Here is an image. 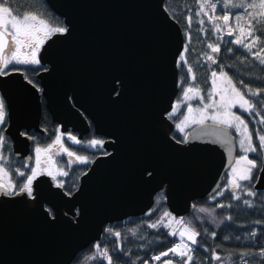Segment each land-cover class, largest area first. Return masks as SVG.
<instances>
[{
  "label": "water",
  "instance_id": "95a60500",
  "mask_svg": "<svg viewBox=\"0 0 264 264\" xmlns=\"http://www.w3.org/2000/svg\"><path fill=\"white\" fill-rule=\"evenodd\" d=\"M45 1L68 30L40 53L49 66L40 75L47 108L62 132L82 139L92 125L108 155L72 196L43 176L34 198H0V264H72L108 225L152 210L162 190L169 211L185 217L195 201L217 194L238 155L231 129L212 122L194 127L184 144L172 137L185 37L166 0ZM0 90L15 154L29 160L32 141L21 130H40L41 97L19 73L0 77ZM254 188L264 191V167Z\"/></svg>",
  "mask_w": 264,
  "mask_h": 264
},
{
  "label": "snow or ice",
  "instance_id": "6c2138e0",
  "mask_svg": "<svg viewBox=\"0 0 264 264\" xmlns=\"http://www.w3.org/2000/svg\"><path fill=\"white\" fill-rule=\"evenodd\" d=\"M218 5L220 6L219 13ZM233 9H242V11L234 13ZM249 9H259V11H249ZM201 14L207 17L208 23L212 25L211 30L214 33L226 32L228 36L235 37L227 43L243 48L261 68V75L256 78L264 79V39H262L264 38V28L260 27L261 24H264V0H258V2L257 0H199V10L195 15L200 17ZM241 20L246 21V26L240 23ZM187 21L188 27L191 28V15L187 17ZM215 21H222L223 23H216ZM197 23L203 26L205 21L199 19ZM235 29L239 30L240 35H235ZM67 31L66 27L57 26L42 15H38L33 11L17 12L8 0H0V77L19 73L24 75L25 80L29 84L37 87L38 82L26 74V68L31 66L33 73L43 70L39 56L42 46L53 36L66 34ZM201 31H204V29L201 28ZM217 39L221 43H224L222 35L218 36ZM186 41L187 43L178 58V67L181 65L186 66L188 77L192 83L183 89L181 99L187 104L188 114L196 112L199 113V116L179 113L182 119L176 124V127L183 133L185 127L189 126V124L203 126L206 120H211L213 124L223 126L225 131L235 129V132L240 137L239 148L242 155L233 162L226 190L231 192V199L234 200H241L239 192H243L248 197H255L256 193L250 190L248 185L241 182L246 181L250 184L253 179V171L264 167V134L257 132L256 139L258 140V144L254 143L249 123L237 112H234L233 109L238 108L240 112L261 116L262 111H264V86L253 88L249 84H246L243 79L237 80L234 74H230L225 70L226 67H232V65L225 66L219 60L221 53L220 43H209L207 47L215 55L205 53L206 59L212 65H218L219 71L212 70L210 72L211 89L205 98V96L201 95L202 90L199 86L195 85V74L193 68L188 65L185 55L189 50L188 44L191 43V36L188 33H186ZM254 47L256 48L255 51L253 50ZM225 51L232 53L233 49L227 48ZM240 63H245V60H240ZM238 84L242 86L243 90L241 87H238ZM37 90L39 91L40 89L37 87ZM215 97H219V99L217 100ZM205 99L208 102H205ZM192 100H199L202 107L194 108L189 103ZM179 107L180 103L177 102L173 106L170 115H178ZM210 109L212 110L211 112L209 111ZM6 118V101L3 97H0V147L5 143L3 132L5 131ZM259 122L264 125V118L260 119ZM22 135L27 136V133H22ZM68 139L74 144H81V141L74 136L69 135ZM184 142H187V136H185ZM57 145H59L58 148L56 147ZM87 146L103 149L104 141L93 139ZM61 153L66 154L70 158L68 160L69 166L72 164V158L79 164L90 163L86 156L76 155L65 147L62 143L61 135H57L53 143L43 148L39 146L35 148L36 166L31 168L30 173L26 174L24 171L17 172L18 176L25 178L20 182L19 186L11 179L4 164H0V192L9 196L26 194L28 197L34 198L33 183L40 175H48L55 182L56 187L63 189L64 183L63 181H57V177H66L69 173L64 168L59 167L53 159L54 155ZM250 153L257 154L259 159L250 158ZM42 154L44 156L43 161ZM3 159L4 157L0 156V160ZM42 163L46 166L42 167ZM65 194L71 195L72 193L66 191ZM218 195L222 196L224 192L221 191ZM243 204L253 207L251 200L245 199L243 200ZM217 207L224 208L231 207V205L219 204ZM199 211L205 213L208 212V209L201 207ZM49 212L52 215L51 210ZM165 218H168L167 223L164 222ZM173 223L178 228H172ZM161 226L170 229L168 235L178 237L179 242L166 251H162L158 255L151 257V260L161 262V264H194L193 253L196 249L193 246L199 245L197 237L200 235V232L191 223L186 222L183 218L177 219L167 211L163 213L160 220L147 225L151 229H158ZM113 235L117 240L121 237L120 232H115ZM212 235L214 237L215 233L213 232ZM251 235L255 236L256 233L253 232ZM95 247L97 255L101 260L106 261V264H114L113 256L109 254L107 248L101 249L99 245ZM117 247H120L119 244H117ZM238 255L242 264H252V259L249 258L255 257H258L260 262H264V247H261L257 253L244 252ZM164 257H178L179 260L173 258L163 259ZM96 258V256L91 257V259ZM116 259L118 260L119 257ZM211 259L221 261L222 259H230V256L222 258L213 250ZM143 264H149V262L145 260ZM233 264H238V262H233Z\"/></svg>",
  "mask_w": 264,
  "mask_h": 264
},
{
  "label": "trees",
  "instance_id": "16d2710c",
  "mask_svg": "<svg viewBox=\"0 0 264 264\" xmlns=\"http://www.w3.org/2000/svg\"><path fill=\"white\" fill-rule=\"evenodd\" d=\"M12 4V7L17 12L33 11L38 15H42L44 18L51 20L57 26L66 27L64 20L56 16L48 7L45 0H8ZM258 2V0H257ZM166 10L171 17L177 21L183 32L186 41V33L191 36V43L188 44V52L185 54L188 65L193 68L195 74V85H198L202 90L201 95L207 97L209 90L211 89L210 72L212 70L219 71L218 65H212L207 61L206 55L211 54V50L208 49L209 43H220L221 53L219 60L225 66L232 65V67H226L225 70L230 74H234L235 78L243 79L246 84L251 87L264 86V79H257V76L261 75V68L252 60V57L241 47L227 43L234 39V36H228L224 33H214L212 25L208 23L207 17L201 14L197 17L195 13L199 10V0H166ZM242 9H233V12H241ZM249 11H259V9H249ZM220 12V6L218 5V13ZM192 16L191 28L188 27L187 17ZM199 19L205 21L201 26L197 23ZM216 23H223L222 21H215ZM232 23V21H230ZM241 24L246 26V21L241 20ZM264 28V24L260 25ZM201 28L204 31H201ZM223 36L224 43H221L217 39L218 36ZM235 35H240L238 29H235ZM264 39V38H262ZM247 42V41H246ZM232 48V53H227L225 49ZM254 51L256 48L254 47ZM240 60H245V63L241 64ZM186 66L181 65L179 67V88L180 92L176 100L180 103L178 115L171 116V120L177 124L182 116L179 113H187V104L181 99L183 89L191 84ZM238 87L241 85L238 84ZM243 90V88H242ZM205 102H208L205 99ZM194 108L202 107L199 100H192L189 102ZM212 111L211 109L209 110ZM242 116L248 123L249 128L253 133V141L258 144L256 134H264V125L259 121L264 118V111L261 116L255 114L249 115L247 112H240L237 108L235 110ZM212 122V121H210ZM232 134L236 137L238 146L237 158L242 155L239 148V136L235 132V129H231ZM179 131H175L172 137L176 141H182L184 135L179 134ZM89 154V153H88ZM89 156V155H88ZM91 156V155H90ZM250 158H257V154L250 153ZM95 159V155L91 157V160ZM89 164H74L72 165L69 177L65 180V192L75 193L80 185L82 176L89 170ZM261 168L253 171L252 182H241L248 185L249 189L256 193L255 197H248L243 192H239L241 200L231 199V192L227 191L226 185L229 173L226 174L222 187L219 192L223 191L224 195L220 196L218 193L210 199H201L194 202L193 210L190 214L183 217L186 222L200 232L197 237L199 241L198 246H193L196 250L194 255V264H233V262H240L239 253L250 252L257 253L261 247H264V191H256L254 186L258 179ZM63 180V179H62ZM239 191V190H238ZM251 200L253 207H248L243 204V200ZM219 204L231 205V207L220 208ZM201 207L207 208L208 212L201 213L199 209ZM165 211H169L166 205L165 190L160 191L155 197V205L152 210L141 217H130L124 221L115 222L108 225L105 229L102 239L82 251L72 264H106V261L101 260L97 255L96 245H99L101 249L107 248L109 254L113 256L114 264H143L145 260L152 264L151 257L158 255L162 251H166L171 248L178 238L168 235L170 231L163 226L158 229L148 228L149 223H155L160 220ZM115 232H120L121 237L119 240L113 235ZM215 233L213 237L212 233ZM255 232L256 235L252 236L251 233ZM119 244V248L117 247ZM213 250L222 258L221 261H215L211 259ZM96 256V259L91 257ZM119 257L117 260L116 258ZM173 258L179 260L178 257H164L163 259ZM252 259V264H264L260 262L258 257L249 258ZM158 264H161L159 262Z\"/></svg>",
  "mask_w": 264,
  "mask_h": 264
},
{
  "label": "flooded vegetation",
  "instance_id": "af4514ba",
  "mask_svg": "<svg viewBox=\"0 0 264 264\" xmlns=\"http://www.w3.org/2000/svg\"><path fill=\"white\" fill-rule=\"evenodd\" d=\"M42 48H43V46H42ZM42 48H41V50H42ZM41 50H40V53H41ZM40 53H39V56H40ZM41 65L43 67V70L36 72V73H33L31 66H29L25 70L26 74L29 75V77L31 79L38 82L37 87L40 89L39 91L37 90V87H33L31 84L30 85L39 93V95L41 97V102H42V116H41V120H40V130H36L34 128L21 130V134L27 133V136L30 137V139L32 141L31 146H30L29 160H26L25 158H18L15 154L14 142H13L11 136L9 135V128L11 126V109L9 107L7 98L4 96L2 90H0V97H3L5 99L6 105H7L6 125H5V131L3 132V135L5 137V143L2 147H0V156H3L4 159L0 160V164H4L5 169L9 172V176L17 184V186H19L20 182L25 179L24 177L18 176L17 172L18 171H24L27 174V173H30L31 168L36 166L35 165V148L37 146L43 148V147H46L48 144L53 143V141L55 140V137L57 135H61L62 143H64V146L67 147L70 151H73L76 155H82V156H86V155L88 156L89 155L87 158L90 161V165L98 157L108 155V152L105 150V148L100 149V148H91V147L87 146L90 143V141L93 139L103 140L104 146L107 142V139L105 137L98 136L95 134L93 126L91 127L90 134L84 136V138H82V139L79 137V134L74 132L72 129H69L66 132H62L61 126L54 121L50 111L47 108V100H46L45 96L43 95V86H42V82L40 80V75L42 73L48 71L49 66L43 65L42 63H41ZM18 67H22V66H18ZM13 85H17V84H13ZM13 85H10V86H13ZM17 90H19V89L12 88L10 90V92H17ZM18 93L24 94V93H26V91L24 88H21L18 91ZM26 94H28V96L30 97L29 93H26ZM176 129H177V127H176ZM188 134L189 133H186V134L181 133V135H184V139H182V141H180V142H184L185 136H188ZM69 135L76 137L78 140L81 141V144L77 145V144L72 143V141H70L68 139ZM23 136H25V135H23ZM56 147L58 148L59 145H57ZM105 153H107V154H105ZM93 155H95V159L91 160V157H93ZM43 159H44V156L42 154V161H43ZM53 159H54V161H56V164L59 167L64 168L66 171H68V173H70L73 163L79 164L77 161H75L74 158H72V164H71V166H69L68 160L70 158L64 153L54 155ZM41 166L45 167L46 165H44L42 163ZM43 176L49 177L48 175H40L38 178L43 177ZM68 177H69V174L66 177L59 176L60 180H57V181H63V183H64L63 190L64 191H65V185H66L65 180ZM37 179L34 181V183L37 181ZM5 180H7V178H5ZM34 183H33V197H34ZM15 196H17V195L9 196V195H5L4 193L0 192V198H2V197H15ZM47 209L51 210V213L53 214V211L49 206H47Z\"/></svg>",
  "mask_w": 264,
  "mask_h": 264
},
{
  "label": "rangeland",
  "instance_id": "374dc122",
  "mask_svg": "<svg viewBox=\"0 0 264 264\" xmlns=\"http://www.w3.org/2000/svg\"><path fill=\"white\" fill-rule=\"evenodd\" d=\"M49 41V40H48ZM47 43V41L45 42V44ZM44 44V45H45ZM43 45V46H44ZM219 83V82H218ZM215 99H219V97H215ZM191 102V101H190ZM237 109V108H236ZM236 109H233V111L235 112V110ZM179 110V109H178ZM185 115H190V116H199V113H196V112H193L192 114H188V113H186ZM211 120H206L204 123H208V122H210ZM180 122V121H179ZM178 122V123H179ZM196 125H198V124H189V126H187V127H185V129H184V132H183V134H186V133H189V131L194 127V126H196ZM177 131H179L178 129H177ZM180 132V131H179ZM182 133V132H181ZM240 138V137H239ZM64 144V143H63ZM86 157H88L87 155H86ZM58 179L57 180H60L59 179V176L57 177ZM229 179H230V174H229V177H228V179H227V182H226V185H227V187H228V181H229ZM169 212V211H168ZM170 213V212H169ZM173 217H175V218H177V219H180L179 217H176V216H174L173 214H171ZM164 222L165 223H167L168 222V218H165V220H164ZM172 228H178V226L175 224V223H173V225H172ZM170 230V229H169ZM178 238V237H177Z\"/></svg>",
  "mask_w": 264,
  "mask_h": 264
},
{
  "label": "built area",
  "instance_id": "2783aa9c",
  "mask_svg": "<svg viewBox=\"0 0 264 264\" xmlns=\"http://www.w3.org/2000/svg\"><path fill=\"white\" fill-rule=\"evenodd\" d=\"M154 263L157 262V261H153Z\"/></svg>",
  "mask_w": 264,
  "mask_h": 264
}]
</instances>
